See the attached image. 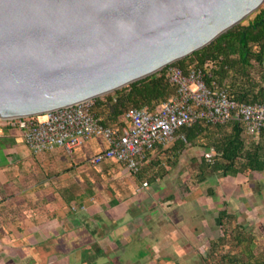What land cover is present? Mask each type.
<instances>
[{
  "label": "water",
  "instance_id": "obj_1",
  "mask_svg": "<svg viewBox=\"0 0 264 264\" xmlns=\"http://www.w3.org/2000/svg\"><path fill=\"white\" fill-rule=\"evenodd\" d=\"M264 0H0V119L94 100L250 19Z\"/></svg>",
  "mask_w": 264,
  "mask_h": 264
},
{
  "label": "crops",
  "instance_id": "obj_2",
  "mask_svg": "<svg viewBox=\"0 0 264 264\" xmlns=\"http://www.w3.org/2000/svg\"><path fill=\"white\" fill-rule=\"evenodd\" d=\"M103 101L104 99L98 100L99 106L94 112L97 118L106 126L126 127L124 116L118 123L107 121L109 112L100 106ZM205 134L207 136H198L192 143L177 141L169 147H157L153 152H148L141 172L134 175L114 160L98 166L92 165L91 160L108 148L104 139H93L72 153L55 148L35 154L28 147L20 129L0 125V254L5 252V246H19L24 242L38 244L37 235L45 225H51V232H48V237L44 239L46 242L66 232L56 233L59 222L65 225L68 233L72 230L78 233L85 229L92 233L93 229L85 223L77 207H85L87 198L88 206L93 204L96 208L97 203L101 205V200L94 198H101L104 188L109 189V192L105 189L104 191L112 197L109 207L110 211H113L115 222L138 224L139 231L142 230L143 233L135 235L136 237L151 239L153 233L148 224L169 223L173 225L175 233H171L161 242H158V238L155 239L154 245L167 242L184 243L178 234L180 230L182 233L186 232L185 240L193 239L197 222H202L194 211L199 203V196L192 188L184 191L182 183H185L187 177L190 178V174L184 173L180 167L185 163L192 164L197 161H201V166L205 153L210 149V146L205 144V139L209 140L214 136L211 132ZM203 144L206 148H201ZM166 162L170 163L168 172L160 173ZM173 170L176 172L174 180ZM197 174L195 177L198 179L201 173ZM242 175L244 173L236 176L208 174L204 181H198L203 184L214 181L217 176L237 178ZM175 180L180 185L174 187L176 191H169L167 184ZM145 183H148V186L145 187ZM211 196L214 199L215 196ZM123 210L124 213L118 215ZM221 211L216 213V225ZM95 216L97 217L96 214ZM98 220L102 221L100 217ZM148 231L151 233H147ZM92 234L96 238L95 231ZM70 236L69 240H75L74 236ZM128 246L132 247L131 243H128ZM88 250H93L94 255H106L96 239L81 251L82 261L87 260Z\"/></svg>",
  "mask_w": 264,
  "mask_h": 264
},
{
  "label": "rangeland",
  "instance_id": "obj_3",
  "mask_svg": "<svg viewBox=\"0 0 264 264\" xmlns=\"http://www.w3.org/2000/svg\"><path fill=\"white\" fill-rule=\"evenodd\" d=\"M248 20L243 23L247 24ZM249 142L252 140L249 139ZM206 143L211 145L212 140L205 139ZM201 148H206V145L203 144ZM204 151L205 149L203 153ZM200 163L201 161L192 164L189 162L180 167L184 173L190 174V178L187 177L185 183H182L185 187L184 191L192 188L199 196V203L194 211L198 220L202 222H197L193 239L185 240L186 232L182 233L180 230L178 234L181 235L184 243L167 242L154 245L155 239L158 238V242H161L171 233H175L173 225L169 223L148 224L149 230L153 233L151 239L136 237L135 235L143 233L142 230L139 231L138 224L115 222V216L112 215L113 211H110L109 207L112 197L106 192H109V189L104 188L106 191L104 189L101 191V198H94V200H101V205L97 203L96 208L93 204L88 206L86 201L89 199L87 198L84 202L85 207H77L85 223L89 224L90 229H95L96 238L87 229L78 233L72 230L69 233L74 236L75 240L71 241L67 228L59 222L56 233L66 232L46 242L44 239L48 237V232H51V225H45L37 235L38 244L24 242L19 246H5V252L0 254V264H218V256H211V244L220 240L227 231H232L238 225H242L253 234L258 252L264 253V173L248 171L237 178L217 176L214 181L201 184L195 177L197 173H201ZM169 164V162L164 163L162 166L164 170L160 169L159 172L166 171L167 173L170 168ZM175 173L173 170V180ZM178 185L180 184L175 180L169 182L167 187L169 191H176L174 187ZM90 188L93 187L90 186ZM89 191L88 193H91ZM211 195L215 196L214 199ZM223 209H228L233 219H229L224 227H219L214 220L216 213ZM124 211L119 212L118 215ZM98 217L102 221L98 220ZM150 231L147 233L150 234ZM95 239L98 240L106 255H94L93 250H88L87 260L82 261L81 251L90 246ZM128 243H131V246L135 245L130 247ZM224 247L221 248L226 250L223 253L230 250L229 245Z\"/></svg>",
  "mask_w": 264,
  "mask_h": 264
},
{
  "label": "trees",
  "instance_id": "obj_4",
  "mask_svg": "<svg viewBox=\"0 0 264 264\" xmlns=\"http://www.w3.org/2000/svg\"><path fill=\"white\" fill-rule=\"evenodd\" d=\"M194 67L202 70L210 88L225 89L229 97L239 103L264 104V6L247 24L236 26L204 49L153 76L100 97L98 100L104 99L100 106L109 112L107 121L118 123L132 108L155 112L161 104L178 95V85L170 79L171 68L188 74ZM98 100L93 112L99 106ZM182 132L187 136V143L194 142L198 136H207L205 133L214 134L209 146L216 150L217 157L214 164L203 159L199 181H204L208 174L236 176L248 171H264V131L258 142H249L245 125L238 121L225 125L198 122ZM229 219L233 217L228 210L221 211L218 226L224 227ZM225 245H229L230 250L223 253L225 249L221 248ZM235 251L237 253H233ZM212 255L218 256V264H264V253L258 252L255 237L242 225L213 242Z\"/></svg>",
  "mask_w": 264,
  "mask_h": 264
},
{
  "label": "built area",
  "instance_id": "obj_5",
  "mask_svg": "<svg viewBox=\"0 0 264 264\" xmlns=\"http://www.w3.org/2000/svg\"><path fill=\"white\" fill-rule=\"evenodd\" d=\"M170 79L178 85V95L155 112L147 108L129 109L124 115L127 126L123 128L103 125L93 112L95 100L52 111L43 118L0 119V125L20 129L35 154L55 148L72 153L93 139H104L108 148L91 160L92 165L114 160L134 175L141 172L148 152L179 140L187 142L182 129L198 122L225 125L238 121L245 125L249 139L259 141L264 131V104L239 103L225 89L210 88L205 74L195 67L188 74L171 68ZM204 157L214 164L217 152L210 148Z\"/></svg>",
  "mask_w": 264,
  "mask_h": 264
}]
</instances>
